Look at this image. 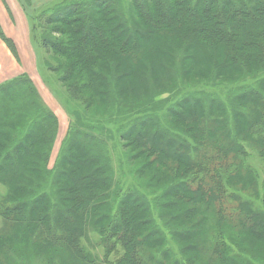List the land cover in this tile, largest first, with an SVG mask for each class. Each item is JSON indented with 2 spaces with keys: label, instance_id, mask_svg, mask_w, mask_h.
Instances as JSON below:
<instances>
[{
  "label": "trees",
  "instance_id": "obj_1",
  "mask_svg": "<svg viewBox=\"0 0 264 264\" xmlns=\"http://www.w3.org/2000/svg\"><path fill=\"white\" fill-rule=\"evenodd\" d=\"M33 29L79 104L50 165L57 115L0 84V264H264V0H63Z\"/></svg>",
  "mask_w": 264,
  "mask_h": 264
},
{
  "label": "rangeland",
  "instance_id": "obj_2",
  "mask_svg": "<svg viewBox=\"0 0 264 264\" xmlns=\"http://www.w3.org/2000/svg\"><path fill=\"white\" fill-rule=\"evenodd\" d=\"M16 2L18 5H20L19 7H21V9H22L21 13H22L23 19L24 18L26 19V21L24 22V24L22 26V29L23 30H29V39H30L31 45L34 49L32 52V57L34 60V65H37L38 78H37V83H36L35 80L33 79V77L31 76V74L29 73V71H22L16 75H14L11 79L4 81V82H1L0 84L9 82V81L21 76V75H26L32 79V81L35 85L38 84V86L41 87L42 92L40 91V89L36 85V87H37V89L41 95V99L43 100V103L45 105H47L49 110L53 111L59 119V131H58L57 139H56L55 144L53 146V151H52L51 158H50V165H53V163H54V161H55V159H56V157L60 151L63 140L67 136V134L70 130L72 120H73V116H72L71 112H72V110H74L75 106L77 104H79V101H77V100L74 101L70 98L68 85L59 79V74H61L62 71L51 70L50 67L48 66V63L55 65L57 62L60 63V60L57 56H55L54 54L49 52L46 48H44L40 43L35 41L34 33H33V30H34L33 26H34V19H35L36 14L39 10L42 12L49 7L55 6L59 3H62L63 0H33V7L28 6L26 8L27 12L24 10V8L22 7L19 0H11L9 2L10 6H11V11H8L6 9V7H5V9L7 10L9 17L13 21H15L18 25L19 21H18L17 13H16V10L13 9V6H12V5H15L18 7ZM19 7H18V9H20ZM8 9L10 10L9 6H8ZM0 24H1L3 31L6 33V31L2 25L1 20H0ZM7 36H9V35L7 34ZM9 37H11V36H9ZM37 41H39V40H37ZM16 46H17V44H16ZM151 53H153V52H151ZM20 56H21V50H20ZM2 58H3V55L1 53V48H0V59H2ZM155 98L156 99L153 101L155 103L173 104L175 101H177V94L176 93H168V94L160 95L158 97L155 96ZM99 115H101V114H99ZM112 135H115V133L113 132ZM107 141L109 142V138L107 139ZM114 141H119L118 135H115ZM121 146L119 144L113 145V147L111 149L112 150V161L114 163V168L116 170V180L119 181L121 183V186H123L124 190H126V189H128V187H126V186L133 185V184H135V182L137 183V180H139L141 182L142 181L144 182L145 180L138 178V176H136L135 173L134 174L132 173L131 170H132V168L134 169V167L136 168V163H134L133 161H128V157L125 154L126 152H125L124 148ZM124 156H125V158H124ZM123 159L127 160V163H128V164H126V166L124 168L122 167ZM250 165L259 172L260 183H259L258 189H259V191H263V186L261 185V180H263V178H264V161L259 156L258 150H254V149L251 150ZM74 168H76V167H74ZM129 171L132 174H129ZM5 191H6V188L0 184V196L2 194H4ZM243 195H244V197H247V198H255L254 189L247 190V192H244ZM238 203H239V201L237 199H234V198L231 201H229L230 206L235 205V207H237Z\"/></svg>",
  "mask_w": 264,
  "mask_h": 264
},
{
  "label": "crops",
  "instance_id": "obj_3",
  "mask_svg": "<svg viewBox=\"0 0 264 264\" xmlns=\"http://www.w3.org/2000/svg\"><path fill=\"white\" fill-rule=\"evenodd\" d=\"M11 0H0V20L6 31V33L13 38L17 44L18 58L12 53L7 44L0 39V48L3 58L0 59V83L11 79L14 75L22 72L29 71L35 82L37 83L38 73L37 65H34L32 57L33 47L29 39V30H23L22 26L26 19H23L22 9H18L17 6L12 5L13 9L16 10L19 24L13 21L8 13L11 11L10 2ZM10 7V10L8 9ZM6 7V9H5ZM13 36V37H12ZM21 50V56H20ZM38 86V84H36ZM42 92L41 87L38 86Z\"/></svg>",
  "mask_w": 264,
  "mask_h": 264
}]
</instances>
